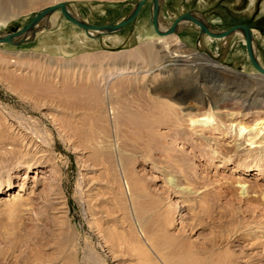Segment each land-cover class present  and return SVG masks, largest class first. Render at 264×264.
<instances>
[{
	"label": "rangeland",
	"instance_id": "1",
	"mask_svg": "<svg viewBox=\"0 0 264 264\" xmlns=\"http://www.w3.org/2000/svg\"><path fill=\"white\" fill-rule=\"evenodd\" d=\"M37 1L0 0V13L21 11L0 30L18 29L59 1L85 23L116 24L138 2ZM160 5L166 27L189 11L214 31L247 26L264 68V0ZM150 7L146 2L121 29L95 36L54 12L52 31L38 29L18 45L0 42V264H264V134L257 137L261 147L246 140L264 120V77L243 35L226 48L222 37L191 22L179 32L183 54L228 70L192 67L198 84L209 78L204 94L207 87L222 93L227 105L205 104L210 126L167 110L158 102L167 100L148 89L162 73L150 68L147 44L137 39L157 33ZM142 19L145 32L137 29ZM47 32L50 43L42 37ZM155 36L153 58L167 38ZM125 64L136 73L116 77ZM188 78L177 82L192 91L186 102L196 106L198 85ZM239 98L241 116L224 115ZM239 121L249 126L246 134L237 135ZM10 178L16 187L7 191Z\"/></svg>",
	"mask_w": 264,
	"mask_h": 264
},
{
	"label": "bare ground",
	"instance_id": "2",
	"mask_svg": "<svg viewBox=\"0 0 264 264\" xmlns=\"http://www.w3.org/2000/svg\"><path fill=\"white\" fill-rule=\"evenodd\" d=\"M33 2H38V1L37 0H27V3H33ZM64 3H66V7H67L68 12L72 16H74L75 18H77L78 20L83 22L80 19V17L78 15H76L73 12L72 9H70V7L68 6L69 4L67 2H64ZM150 3H151V7L150 8H151V11H152L153 4H152L151 1H150ZM160 4H161V0H159V6L161 7ZM20 12L21 11L19 10L17 12H14V11L13 12H7V11H5V12L0 13V26H4L7 23V21H9L10 19L15 18L18 15H20ZM54 12H51L48 15L44 16L33 27H31L28 31H26L21 36H18V37H16L13 40L17 42V41H20V40H25L26 41L28 39H31L32 37L35 36L36 31L38 29H40V32L41 31H46V30H48L50 32V31H52L53 28L55 29V23L57 22V20H56V18H52V14L53 13L54 14L60 13L63 16V18H65V17H64V15L61 13V11L59 9H57ZM192 14L196 18H198L200 21L204 20L201 17L200 14H198V13H192ZM83 23H85V22H83ZM57 24H58V22H57ZM87 24H90V23H87ZM157 24H158V29L161 32L165 31L169 27V26H167V27L163 26V24H162L160 8H159L158 23ZM191 25H192V23H191L190 20H188V19L181 20L178 23V25L176 26L175 31L172 34L166 35L167 38H165L163 40L162 44L159 45V49H160L159 51L161 53L156 58L155 57L153 58V54L151 53L150 48H151V46H153L154 44L157 43V41L155 43L151 42L152 40L157 38V36H155V35H157V33L154 31L156 34H154V33H145L143 36L137 35V39L138 40H144L143 42H145L147 44L146 47H147V50H148L147 51L148 60L147 59L146 60H147V63L149 64V66L152 65V66H150V68L152 70L154 69V71L155 70H159V72L162 73L161 74L162 76H161L160 79L156 78L157 80H156L155 84H153L154 83L153 82L151 85H148V89L152 92L154 97H156V98L161 97V98H165L167 100V101H162L161 100V101H158V102H161L164 106H166L167 110H171L172 111L175 108V109L179 110L180 112H182L184 115L189 116V118L192 119L193 122H201V126H210L211 114H207L206 112L203 111L205 104L206 105H210L211 104L213 108H217L218 109V108L225 107L227 105V103H226L227 101H225L224 94L222 95V93L217 92V93H215L217 95H215L213 93V91H211V93H210L209 88L207 86H206L207 87V94H204V91H206L205 85H206V82H208L209 78L206 77V79L201 80V81H204V83L200 82L201 85L198 84V81H200L199 75L193 73V71H192L193 68L192 67L193 66L195 67V66H198L199 64H202V66L207 65V66L211 67L212 69L216 68V69H221V70H224V71H228V70L225 67L221 66L219 63L212 62L210 60H207L208 64L207 63H198V62H196V59H199V58H197V57H199V55L194 53V52L193 53H188V54H183L182 48H184V45H183V43L181 42V40L179 38V32H186L189 29L188 27L191 26ZM147 28H148L147 20L146 19H142V21H140L137 29H140L139 30L140 32H142V31L145 32L147 30ZM15 29H17V28H15ZM44 29H46V30H44ZM104 31H116V30H100V31L93 30V29H88L87 30V32L89 34H92L93 36H95L97 34H100V33L101 34H105ZM210 31L215 32V33L220 32V31H214L213 29H210ZM7 33H9V31L8 32L7 31L4 32L3 30H0V39L2 37L6 36ZM41 33H43V32H41ZM48 34L49 33H45V34H43L42 37H43L44 41H47V42L50 43L51 42V38H50V35H49V37L47 36ZM250 34H251V37H252L251 30H250ZM39 35H41V34H39ZM107 35H108V33H107ZM124 35L125 36L127 35L126 32H124ZM236 35H239V36L243 35L244 38H245V33H244V31L242 29H240V28L235 29L234 31L229 33L227 36L221 38V40L223 41L222 42V46L227 48L230 45V41L232 40V38L234 36H236ZM208 38H210V37L207 36L206 37V41H208ZM109 39L111 41H113L114 43H116V42L118 43L120 41V38H111L110 36H109ZM112 39H114V40H112ZM200 39H202L205 42V39H204L203 35H201ZM188 40H190V37H188ZM252 47H253V42H251V49H252ZM141 51L137 50L136 51L137 55L138 54H143V52H141ZM252 54L255 57L254 59L257 61L258 60L257 59V55H256L254 50L252 51ZM126 65L127 64L122 66L120 69L118 68L119 71H117V73L115 75L116 77H121V76H126V75H129V74L136 73V71L134 72V70L126 71V68H127ZM154 66H156V67L153 68ZM151 69L148 70V71L145 70V73L149 74V71H151ZM262 75L264 77V74H262ZM188 77H191V78L194 77L192 79V81H191V83H192L191 85L192 86H195L196 84L198 85V86L194 87L195 91L193 92V97H192V99L196 101V103H195L196 106H192V105H190V104H188L186 102L188 100L187 99V94H189L188 92H192V91H189L184 86H182L181 83L177 82V80L180 81V82H183V81H185V79H189ZM143 78H144V76H143ZM143 78H142V80H143ZM144 80H145V78H144ZM263 82H264V80H263ZM211 84H212V82H211ZM208 91H209V94H208ZM241 97H242V95H240V98ZM240 98H239V100L234 101V103H232V104L237 105L235 107V110L230 112V113L224 114V115L231 116V117L232 116L233 117H235V116L239 117V115L241 114V110H242L241 107L243 106L242 103H240V101H241ZM105 101H104V103H106ZM233 107H231V108H233ZM107 108H109V107H107ZM110 110H112L111 114H113V113L115 114L116 113V112H114L115 110L113 111L112 107H110ZM238 124H239V127H238V132L239 133L237 135L246 134V133H243V132H245V130L249 126L242 125L241 121H239ZM238 124H235V125H238ZM255 125H258V126L256 128H251L250 127L249 131L252 130V129L256 130V131H253L252 133H250V134H252V136L250 138H247L246 140L249 141L250 144L255 143L256 146L261 147L262 145L260 143L262 142V140L261 141H258V140H260V138H262V137H259L258 139H257V137H258V135L260 133L264 134V120L263 119H258L256 121ZM23 139H24V137H23ZM31 167H32V164L31 163H27V165H25V167H24L25 173H29ZM259 168H260V171H261L262 167H259ZM15 187H16V185L11 180V178L8 179V181L6 180L5 188H6L7 191H10V190L14 189ZM0 194H2V193H0ZM10 194H9V196H11ZM20 199L21 198H18L15 202H13L15 200L14 199L12 201V203H14L13 205L11 203H8L9 205H12V206L7 207V209L8 208L12 209L11 207H14V205H16L15 203H18L20 201ZM61 208H63V207H61Z\"/></svg>",
	"mask_w": 264,
	"mask_h": 264
},
{
	"label": "water",
	"instance_id": "3",
	"mask_svg": "<svg viewBox=\"0 0 264 264\" xmlns=\"http://www.w3.org/2000/svg\"><path fill=\"white\" fill-rule=\"evenodd\" d=\"M149 1H151L153 4V8H152V12H151V23L154 27V30L161 36H166V35L172 34L175 31L178 23L183 19H188L191 22H193L195 25H197L199 27L200 33H205V34H208L209 36L216 37V38L225 37L229 33H231L232 31H234L235 29H238V28L242 29L245 33V47H246V51H247L248 57L250 59V62L253 64V66L255 67V69L259 73L264 74V68L256 62V60L254 59V56L252 54V49H251L252 37L250 34V29L247 26L237 25V26H233V27L229 28L228 30H220V32L215 33V32L210 31V29L208 28V26L205 23L200 21L198 18H196L192 14L191 11H189V12L181 14L180 16L175 18L173 20V22H171L170 26L165 31L161 32L158 29V24H157L158 23L159 8H160L159 0H138V2H136L135 6L133 8V11L130 15H128L125 19L121 20L120 22H118L116 24H107V25H92V24L83 23L80 20H78L77 18H75L74 16H72L68 12L67 7H66V3H64L63 1H59L55 4L44 7L43 9L38 11L32 17V19L28 23L24 24L22 27H20L18 29L11 28V30H8L9 33H7L6 36L2 37L0 39V42L8 43L11 45H18V44L24 42L25 40H20V41L16 42L13 39H15L18 36H21L23 33H25L31 27H33L40 19H42L44 16L48 15L49 13L56 11L57 9H59L61 11V13L66 18V20L76 24L77 26H79L80 28L85 30L86 33H87L88 29H93V30H98V31H100V30H119L125 24L132 21L139 14V12H140L141 8L144 6V4L146 2H149Z\"/></svg>",
	"mask_w": 264,
	"mask_h": 264
},
{
	"label": "crops",
	"instance_id": "4",
	"mask_svg": "<svg viewBox=\"0 0 264 264\" xmlns=\"http://www.w3.org/2000/svg\"><path fill=\"white\" fill-rule=\"evenodd\" d=\"M146 8V7H145ZM264 9V8H263ZM264 11V10H263ZM135 31H136V28H135ZM48 33V32H47ZM93 42H96V40H93Z\"/></svg>",
	"mask_w": 264,
	"mask_h": 264
}]
</instances>
